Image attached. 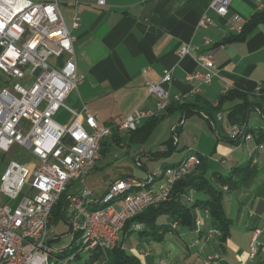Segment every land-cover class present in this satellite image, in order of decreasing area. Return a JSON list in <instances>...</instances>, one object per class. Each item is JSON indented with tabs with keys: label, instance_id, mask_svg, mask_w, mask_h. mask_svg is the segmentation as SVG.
Masks as SVG:
<instances>
[{
	"label": "built area",
	"instance_id": "1",
	"mask_svg": "<svg viewBox=\"0 0 264 264\" xmlns=\"http://www.w3.org/2000/svg\"><path fill=\"white\" fill-rule=\"evenodd\" d=\"M231 1L212 0L209 7L223 17ZM58 5V0H0V152L8 153L11 147L18 146L37 162L32 169L10 161L0 177V264H71L81 253L88 254L91 264H105L107 252L118 243L126 223L167 200L175 183L200 164V155L186 156L180 163L155 173L162 176L156 187L149 186L153 176L148 183L125 177L111 183L93 201L92 190L84 179L100 157L101 143L113 129L136 131L143 121L158 117L171 103H182L199 93V86L221 78V71L230 66L222 69L215 66L212 52L220 47L215 46L211 53L196 56L200 70L187 74L186 81L197 86L189 93L170 96L162 87L172 80L171 70L166 69L160 84H147L149 94L156 98L154 110L135 109L120 123L102 124L99 116L87 107L75 111L65 105L67 96L83 80L76 71L74 38L70 32L79 27L80 15L77 10L74 12L68 28ZM95 5L103 8L106 2L97 0ZM238 20L236 16L232 21ZM211 25L213 22L203 14L198 26ZM241 30L236 28L239 34ZM204 44L210 46L211 42L205 38ZM195 50L183 46L178 57L183 59ZM52 58L56 61L51 65ZM230 89L231 84L225 82L223 93ZM61 108L70 114L66 124L54 119ZM227 135L242 142L252 139L251 134H245L236 125ZM257 148L264 150V142ZM71 180H79L82 190L79 196L66 197L70 243L55 250L50 245L56 239L49 219ZM19 197L15 207L8 204ZM201 225V220L195 219L197 233ZM171 226L174 228L176 224ZM142 230V224L130 226L135 233ZM261 234V228L252 230L248 260L264 253ZM220 236L219 230L210 229L205 241ZM139 254L147 256L148 252L141 250ZM223 260L220 253L211 252L202 257V264H219ZM159 264L166 263L161 260Z\"/></svg>",
	"mask_w": 264,
	"mask_h": 264
},
{
	"label": "crops",
	"instance_id": "2",
	"mask_svg": "<svg viewBox=\"0 0 264 264\" xmlns=\"http://www.w3.org/2000/svg\"><path fill=\"white\" fill-rule=\"evenodd\" d=\"M96 1L58 0V6L68 28L71 26L74 12L77 10L80 15L79 27L70 29V32L74 38L76 71L83 76V80L66 100L70 101L75 109L87 107L92 114L101 118L102 124L120 123L135 109L154 110L156 98L149 94L147 84H160L166 69L171 70L172 80L162 87L170 96L189 93L197 86L196 83L186 81L187 74L200 70L195 62L196 56L211 53L215 46H220L212 52L215 66L222 69L225 65H230L226 71H221V78L214 79L210 85L199 86V93L185 99L184 102L190 105L188 115H182L176 110V105L160 114L162 118L178 117L180 124L170 128L169 139H173V149L166 145L169 140L167 139L162 146L165 147L164 150L147 155L150 162L162 160L159 168L148 172L147 178L153 176V183L149 186L156 187L162 181V176H155V173L180 163L187 156L185 153L177 161H172L175 153L191 146L184 144L179 148V135L176 133L177 128L192 115H198L206 121L216 136V140L212 138V149L208 151V148L199 147V151L195 153L208 157L209 173L227 175L234 167L249 162L255 166L256 175L263 170L264 150H259L253 139L239 142L227 135L232 127L227 113L238 104V100L225 101L220 112H211L212 122L203 113L195 112L194 108L195 105L215 107L224 95L225 82H228L232 89L245 92L248 101L256 105L247 113L248 128L264 130V117L261 114L264 112V25L258 26L242 41L232 40L239 35L236 28H242L254 14L264 10V0H232L228 13L223 17L218 16L209 7L212 0H105L106 7L103 8L96 6ZM203 14L213 25L207 28L198 26ZM236 16L239 20L233 22ZM205 38L210 40V46L204 44ZM186 45L196 50L191 51L190 56L180 59L179 50ZM60 111L61 109L55 117ZM144 122L140 126L144 125ZM122 132L116 130L105 138L106 151L113 143L125 148L128 143L139 140L137 136L131 137V134L123 138ZM192 142L197 144L198 140L193 139ZM103 155H100L98 160ZM136 163L143 166L138 157ZM216 166L223 171L210 172V168ZM95 169L96 164L88 170L86 177ZM256 175L247 186L237 189L239 192L237 197L235 196L239 205L247 207L246 219L238 223L241 225L238 231L244 234L240 240L234 237L229 229V235L224 242L218 238L206 242L205 234L213 229V226L208 212L196 209L195 219L202 222L199 233L179 227L174 222L176 227L171 226L173 231L164 237V240L166 237L171 238L167 249L156 248L155 254L152 250L135 249L131 250L130 254L137 257L141 264H159L161 260L166 264H196L193 260L196 257H199V263L202 264V257L211 252L223 256L224 260L219 264H264V253L261 252L253 260H248V245L254 228L262 229L259 240L264 246V180L256 179ZM125 177L132 175L122 173L116 180ZM116 180L105 183V188L99 196H94L93 190L91 199L98 200ZM192 194L194 195V192H190L186 198L189 206L197 199ZM230 201L229 199L228 202ZM230 220L231 228L233 220ZM160 222H166L165 218H161ZM121 236L122 233L118 242ZM128 236H122L123 240ZM147 238L157 244L164 242ZM175 240L178 243H174ZM122 247L125 249L123 245ZM141 250L147 251L148 255L141 256Z\"/></svg>",
	"mask_w": 264,
	"mask_h": 264
},
{
	"label": "trees",
	"instance_id": "3",
	"mask_svg": "<svg viewBox=\"0 0 264 264\" xmlns=\"http://www.w3.org/2000/svg\"><path fill=\"white\" fill-rule=\"evenodd\" d=\"M264 25V10L254 14L250 20L242 27L241 33L232 40L242 41L258 26ZM228 100H238L233 108L227 113V119L232 126H240L243 128L245 134H251L252 139L259 145L264 142V130H252L246 125V117L249 109L253 106L249 102L245 92H240L235 89H230L227 93L222 95L218 104L213 107L208 105L200 107L195 105V112L203 113L207 119L212 122L211 112H220L222 104ZM179 110L181 114L188 115L190 112V105L182 103H171L164 111L167 112L170 108ZM264 117V112H261ZM162 119V115L146 120L144 125L139 126L134 132H126L131 134V137L137 136L139 139H145L158 125ZM117 129H113L112 133ZM118 131V130H117ZM239 142L240 139H237ZM166 145L173 149V139H169ZM107 146L106 139L101 143L99 154L105 153ZM257 170L255 166L249 162L237 167H234L227 175H222L217 172L209 173L208 157L200 156V164L187 176L175 183L167 200L155 207H150L140 215L129 220L122 232V236L131 235L135 232L130 231L132 224H142L143 230L137 232L142 237H150L157 242H162L167 233L172 232L171 224L176 222L179 227L195 230V210H206L209 214L213 229L220 231L221 236L218 238L224 242L228 235L232 221L226 216L223 207L224 190H235L242 186H247L255 177ZM190 191L201 192L204 195L202 199H196L192 205L186 203V198ZM65 193L60 197L57 204L54 206L49 223L52 225L54 220L59 217L63 218L66 207ZM98 207V206H96ZM165 218L166 222H160V219ZM122 242H118L112 249L107 252L105 264H141V262L132 254L128 253L123 247ZM71 251V250H70ZM73 251V249H72ZM73 251L72 253H74ZM78 258V256H77ZM91 264V261L86 262Z\"/></svg>",
	"mask_w": 264,
	"mask_h": 264
},
{
	"label": "rangeland",
	"instance_id": "4",
	"mask_svg": "<svg viewBox=\"0 0 264 264\" xmlns=\"http://www.w3.org/2000/svg\"><path fill=\"white\" fill-rule=\"evenodd\" d=\"M63 59V58H62ZM55 59H50L49 64H53ZM60 62L61 60H57V62ZM56 64L58 65V63ZM56 65V66H57ZM1 76V74H0ZM65 105L73 109L75 111H79L80 109H75L71 102L68 100H65ZM254 115V114H252ZM55 121L59 124H66L70 121V114L65 111V109L61 108V111L59 114L54 117ZM101 119V118H100ZM252 122V121H251ZM180 123H178V117L175 116H164L158 123V125L155 127V129L145 138V139H139L132 141L131 143H128L125 148L121 147L120 145L112 144L111 147H108L107 151L104 153V155L100 158V160H97L95 162L96 169L92 172H90L89 176H85V183L86 185L93 191L94 190V196H99L103 188H105V183H107L109 180H116L118 176L122 173H131L133 178L140 179L144 183L149 182V178H147L148 172H151L153 170H156L161 166L162 160H155L154 162H150L147 159V155L150 153H155L158 150H164L165 142L167 139L171 137V131L170 128L172 125L178 126ZM251 124V123H250ZM177 135H179V141L180 145L179 148H181L184 144H188L190 148L181 150L177 153H175L172 161H177L181 155H184L186 153L187 156L193 155L196 152L199 151L200 148H208L212 149V138L216 140V136L214 134V130L206 121H204L201 117L198 115H192L189 116L185 123L182 124L181 127L177 128ZM121 136L124 138H127L129 136L128 133L122 132ZM193 139H197V144L192 142ZM111 144V143H110ZM140 151H143V153H140ZM140 159V162L144 166H139L136 163V158ZM10 161H16L21 164H24L26 166L31 167L34 169L35 165H37V162L34 160V158L30 155L29 152L22 149L18 146H13L9 150L8 153H1L0 152V177L2 173L5 170L6 164ZM261 163V162H260ZM210 172L212 171H220L222 172L223 169L216 166L215 168H210ZM256 179L258 180H264V169L259 171L256 175ZM102 181V183H100ZM82 190V184L79 180H71L66 188L65 195L66 196H79L81 194ZM27 191L25 190L24 193ZM194 192V195L192 196L197 199L204 198V195L201 192ZM238 190L233 189L228 192H224L223 197V207L226 216L230 217V219L233 220V226L230 228L231 234L239 238V240L243 237L244 234L239 232L238 230L241 228L240 223L243 219H246L247 214V207L245 208L243 205H239L237 202ZM22 197V196H21ZM21 197L15 201L8 202V204L12 207H15L18 202L20 201ZM231 200L228 202V200ZM0 201H2L0 197ZM5 201V200H4ZM241 209V210H240ZM239 210L241 211V215L239 216ZM69 215V210L67 209L64 213L63 218H58L57 220H54L52 222V226L54 228V237L55 241H52L50 243L51 247L55 250H59L62 248H66L68 244L70 243V236L67 234L68 232V225H67V218ZM240 220V221H239ZM239 221V222H238ZM239 228V229H238ZM171 238L166 237L164 242L162 243H156L148 239L147 237H142L138 233H133L126 237L123 240V237L121 236L120 242H122L123 246L125 247V250L130 253L131 250L135 249H144V250H152L153 254H155L156 248H168V243ZM180 241V239H179ZM178 241H174V243ZM175 245V244H174ZM197 249V247L195 248ZM192 250V252L195 251ZM137 258V257H136ZM138 259V258H137ZM194 263L200 264L199 257H196L193 259ZM89 256L87 253H81L76 260L71 264H86V262H89Z\"/></svg>",
	"mask_w": 264,
	"mask_h": 264
}]
</instances>
